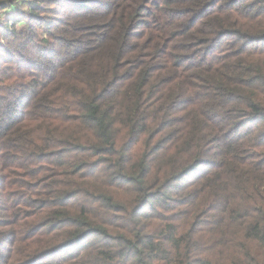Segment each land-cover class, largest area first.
I'll list each match as a JSON object with an SVG mask.
<instances>
[{
	"label": "trees",
	"instance_id": "16d2710c",
	"mask_svg": "<svg viewBox=\"0 0 264 264\" xmlns=\"http://www.w3.org/2000/svg\"><path fill=\"white\" fill-rule=\"evenodd\" d=\"M0 264H264V0H0Z\"/></svg>",
	"mask_w": 264,
	"mask_h": 264
},
{
	"label": "rangeland",
	"instance_id": "374dc122",
	"mask_svg": "<svg viewBox=\"0 0 264 264\" xmlns=\"http://www.w3.org/2000/svg\"><path fill=\"white\" fill-rule=\"evenodd\" d=\"M66 4H68V2H63L62 5H61V8L63 9V8L65 7ZM9 14H10V15H14V14H16V13H13L12 11H10ZM9 14H8V15H9Z\"/></svg>",
	"mask_w": 264,
	"mask_h": 264
}]
</instances>
